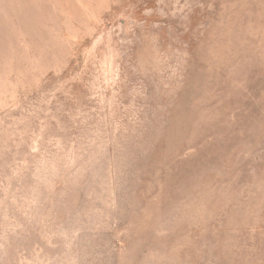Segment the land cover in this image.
I'll return each mask as SVG.
<instances>
[{
  "label": "rangeland",
  "instance_id": "374dc122",
  "mask_svg": "<svg viewBox=\"0 0 264 264\" xmlns=\"http://www.w3.org/2000/svg\"><path fill=\"white\" fill-rule=\"evenodd\" d=\"M0 264H264V0H0Z\"/></svg>",
  "mask_w": 264,
  "mask_h": 264
}]
</instances>
